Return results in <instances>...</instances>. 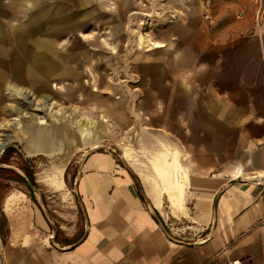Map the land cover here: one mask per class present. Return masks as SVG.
I'll return each instance as SVG.
<instances>
[{
    "label": "crops",
    "instance_id": "1",
    "mask_svg": "<svg viewBox=\"0 0 264 264\" xmlns=\"http://www.w3.org/2000/svg\"><path fill=\"white\" fill-rule=\"evenodd\" d=\"M195 1L167 3L185 13L181 6L194 11ZM26 2L31 9L16 38L18 43L23 37L24 46L0 47V100L10 86L26 94L30 92L18 87L32 89L37 99L59 95L60 100L63 93L48 87L49 81L79 82L80 72L66 63L72 53L54 43L59 31L72 30L76 20L62 21L52 10L43 15L40 0ZM231 2L243 21L230 31L227 47H221L226 52V92L209 85L181 96L199 101L178 112L192 119L168 129L164 150L154 156L135 159L128 149L119 158L104 151L85 156L73 178L77 210H60L57 214L67 222L55 220L66 231L61 242L52 237L51 222L39 206L16 202L20 197L14 193L0 196V264H264V201L259 196L264 178V0L259 7L251 0ZM255 17L261 22L248 32ZM113 49L110 59L119 63ZM194 67L198 71L204 66ZM210 68L212 80L223 66L212 63ZM91 78L98 85L94 82L91 90L83 86L86 96L76 99L72 88L64 95L86 103L94 120L73 113L98 126H81L64 111L57 122L41 125L33 120L26 155L68 159L76 149L101 146L106 120L97 114L109 111L99 88L116 84L102 75ZM8 82L13 86H4ZM110 109L112 114L118 111V100ZM60 172L58 168L48 177L50 185L61 186Z\"/></svg>",
    "mask_w": 264,
    "mask_h": 264
},
{
    "label": "rangeland",
    "instance_id": "2",
    "mask_svg": "<svg viewBox=\"0 0 264 264\" xmlns=\"http://www.w3.org/2000/svg\"><path fill=\"white\" fill-rule=\"evenodd\" d=\"M24 1L0 0V47H18V43L24 46L23 37L18 43L16 39L31 9L28 8L30 4ZM172 1L175 0H171L170 5L174 6ZM229 1L213 4L196 0L194 11L181 6L182 10L187 11L177 13L168 7V0H40L39 10L43 15L47 10H52L62 21L76 20L72 30L59 31L54 47L72 53L73 56L66 63L80 72V85L70 78L59 83L50 80L48 87L63 93L60 100L59 95H54L58 106L64 112L73 113L74 110L94 120L86 110V103L75 99L69 101L64 93L72 88L76 99L86 96L83 86L91 90L95 88L94 82L98 85L91 78L93 75L96 78L102 75L116 86L107 87L104 84L99 88L102 92L99 98L109 111L108 114H97L106 120V128L101 131V146L76 149L68 159L60 154L53 157L25 154V145L30 143L34 132L33 120L46 125L50 119L54 120V116L48 112L46 122L33 116L30 118L33 122L21 119V126H14L20 117L11 107H28L31 113L37 111L28 106L25 98L15 94L14 88L17 87L7 88L6 99L0 100V124L11 119L8 130L14 134L0 154V196L6 192L14 193L20 197L15 196L16 202L39 206L51 222L52 237L61 242L66 231H61L55 220L67 222L57 214L60 210H77L72 196L73 178L85 156L104 151L119 158L124 149H128L135 159L140 155H144L142 158L145 155L154 156L156 152L164 150L168 129H176L179 122L187 125L192 119L180 116L178 112L180 109L187 111L199 101L181 96L188 95L186 92L205 90L209 85L226 92L228 74L223 61L226 52L221 47H227L230 31L233 27L241 26L240 22L243 21L236 13L238 5ZM205 14H210L211 20L205 18ZM261 19L255 17L248 32L258 27ZM150 41H161L166 45L152 48ZM113 47L120 55L119 63L110 59ZM212 63L223 68H218L217 75L211 80ZM200 64L204 67L195 71L194 66ZM115 66L116 70L113 69ZM195 72L201 76L195 77ZM9 84L12 85L8 82L4 86ZM18 88L34 92L27 87ZM41 98L47 102L51 100L45 95ZM115 100H118V111L112 114L110 106ZM93 102L89 101L90 106ZM55 121H60V118ZM116 121L117 126H114ZM97 126L98 122H95L94 127ZM58 168L63 183L54 187L49 184L48 177Z\"/></svg>",
    "mask_w": 264,
    "mask_h": 264
},
{
    "label": "bare ground",
    "instance_id": "3",
    "mask_svg": "<svg viewBox=\"0 0 264 264\" xmlns=\"http://www.w3.org/2000/svg\"><path fill=\"white\" fill-rule=\"evenodd\" d=\"M147 16H150V15L148 14ZM18 90H19V88H18ZM14 92L17 95H19L21 98H25L28 106L30 108H32L33 110L37 111L36 113H31L30 111L27 110V109H29L28 107H26V108L11 107V109L15 110L14 112H17V115H19L17 117H20V119L16 123L13 124L14 126L20 127L21 124L23 123L22 122L23 119L29 118V120H30V118H32L33 116H36L37 118H39V120H41V122H46L48 120V116H47L48 112H51V114L54 116V119L58 118L63 113L62 108L60 106H58V104L56 103V101L54 99L47 102V101H44L43 99H37V98L33 97L31 95V92H30V94H28V93L26 94V92L24 90H19V91H14ZM29 95H31V96H29ZM65 115H66L68 120L75 119V122L81 126H85V127L89 126V125L93 126L95 123V121H93L91 119H84L80 116L77 117V115H75L72 112H67V114H65ZM11 124H12L11 119H7L6 121H4L0 124V127L3 130L0 133V154L2 153V150L6 147V145H8L12 140L14 133H11V131L8 130V128L10 127ZM94 148H97V147H93L91 149H94Z\"/></svg>",
    "mask_w": 264,
    "mask_h": 264
},
{
    "label": "built area",
    "instance_id": "4",
    "mask_svg": "<svg viewBox=\"0 0 264 264\" xmlns=\"http://www.w3.org/2000/svg\"><path fill=\"white\" fill-rule=\"evenodd\" d=\"M251 1H252L255 5H257V7L261 6V2H262V0H251ZM205 18H208V19L211 20V18H210V14H205ZM260 185L262 186V188H261V190H260L259 196H260V198H262L263 201H264V178H262Z\"/></svg>",
    "mask_w": 264,
    "mask_h": 264
},
{
    "label": "trees",
    "instance_id": "5",
    "mask_svg": "<svg viewBox=\"0 0 264 264\" xmlns=\"http://www.w3.org/2000/svg\"><path fill=\"white\" fill-rule=\"evenodd\" d=\"M24 173H25V171H24ZM26 175H27V173H26ZM27 176H28L29 178H31L30 174H28ZM19 178H20L21 180H23L20 176H19Z\"/></svg>",
    "mask_w": 264,
    "mask_h": 264
}]
</instances>
